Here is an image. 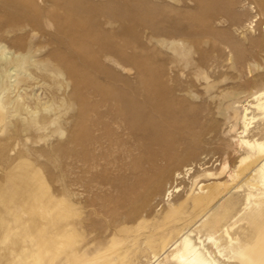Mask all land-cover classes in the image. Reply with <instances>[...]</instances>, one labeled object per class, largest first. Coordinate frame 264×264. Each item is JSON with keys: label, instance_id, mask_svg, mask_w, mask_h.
Instances as JSON below:
<instances>
[{"label": "bare ground", "instance_id": "6f19581e", "mask_svg": "<svg viewBox=\"0 0 264 264\" xmlns=\"http://www.w3.org/2000/svg\"><path fill=\"white\" fill-rule=\"evenodd\" d=\"M237 2L0 0V132L24 158L0 264H264V35L219 28Z\"/></svg>", "mask_w": 264, "mask_h": 264}, {"label": "rangeland", "instance_id": "374dc122", "mask_svg": "<svg viewBox=\"0 0 264 264\" xmlns=\"http://www.w3.org/2000/svg\"><path fill=\"white\" fill-rule=\"evenodd\" d=\"M91 3H99L101 0H87ZM238 1L235 8L243 11L245 13V16L240 20L238 23H232L230 22L227 17L223 14L220 19V24L218 25L220 29H227L230 33L231 37L238 40L241 38L242 33H245L247 36L251 38H260L262 35H264V16H260L259 14V8L260 6L264 5V0H236ZM188 6H192V3H189ZM245 43V42H244ZM69 91V89H68ZM8 130V129H7ZM5 131V132H4ZM9 131L3 130L0 132V140L2 144L0 143V153H5L7 158L10 160H2L0 159V187L5 189L6 191L10 192L8 189V181H9V172L8 169L11 168L13 165L17 164L18 161L24 160L23 157H21L22 148L21 145L14 146L10 142H3L2 140L6 138L8 135L7 133ZM2 135V136H1ZM57 141L59 139L51 138L46 143H41L39 145H33L31 146L33 149H39L43 148L46 149L47 147H51L56 145ZM5 143V144H4ZM14 147H13V146ZM10 146V147H9ZM13 149L9 153L7 152V148ZM6 149V150H5ZM44 160V158H42ZM40 159L39 162H35L33 159H29L30 162L34 163L37 169L39 170V176L40 178L47 181L48 186L52 187L54 186V178L55 174L57 173L55 169H53L51 166L49 168L44 167V161ZM63 162H68L63 161ZM211 164V163H210ZM209 164V165H210ZM218 163H214V166H217ZM170 178H166V180L163 182V188L167 182H169ZM222 179V178H221ZM189 181L184 182L185 185H189ZM21 218L24 220L25 216L24 214H21ZM20 218V219H21ZM10 226H13L12 223H10ZM2 252V251H1Z\"/></svg>", "mask_w": 264, "mask_h": 264}]
</instances>
